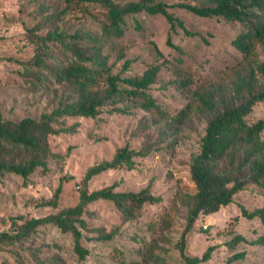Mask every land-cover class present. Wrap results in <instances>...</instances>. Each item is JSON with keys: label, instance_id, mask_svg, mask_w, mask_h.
I'll use <instances>...</instances> for the list:
<instances>
[{"label": "rangeland", "instance_id": "rangeland-1", "mask_svg": "<svg viewBox=\"0 0 264 264\" xmlns=\"http://www.w3.org/2000/svg\"><path fill=\"white\" fill-rule=\"evenodd\" d=\"M64 5V0H0V114L4 118L39 116L56 106L65 92L60 84L35 89L25 79L18 61L32 57L35 51L28 26L38 24L37 32L46 33L41 19ZM89 7L90 12L71 8L62 20L51 24L70 32L81 28L99 33L104 8L98 4ZM171 11L184 19L193 34L181 27L173 30L162 13L141 11L128 16L125 33L108 40L104 53L111 70L122 75H134L158 64L159 73L150 90L168 114H176L191 100L192 90L214 87L221 92L245 71L243 53L232 43L245 25L224 17L202 16L183 7H171ZM170 34L178 47L168 43ZM256 51L264 59V41L257 43ZM58 54L64 57L63 49L59 48ZM127 58L131 63L124 69ZM258 75L262 78L261 73ZM124 104H106L96 116L63 117L62 123L72 128L49 136L57 155L49 160L48 169H37L27 181L14 173L0 176V230L11 227L12 216L21 222L23 218L74 205L91 165L112 158L126 143L140 148L159 137L162 147L137 157L136 167L108 169L94 175L88 187L100 188L115 182L116 189L138 190L149 185L162 200L146 203L142 214L131 219H126L112 200L90 202L85 215L89 226L83 240L89 249L85 258L74 250L70 231L49 223L40 226L32 242L26 243L27 248L0 246V264H19V257L24 264H121L122 257L142 260L143 264L185 262L181 238L188 221L191 194L197 189L191 162L201 148L210 114L195 111L177 134L165 136L164 119L133 103L128 111L114 107ZM261 117L264 118V100L256 102L247 120L253 122ZM60 183L59 202L45 203ZM243 205L250 210L264 206V186L247 183L235 193L231 203L212 213H200L186 234L185 252L202 255L210 245H215L211 257L198 264H227L228 257L237 251H244V257L232 264H264V243L259 241L264 222L258 215H245ZM236 234L246 239L231 246L229 242Z\"/></svg>", "mask_w": 264, "mask_h": 264}, {"label": "trees", "instance_id": "trees-1", "mask_svg": "<svg viewBox=\"0 0 264 264\" xmlns=\"http://www.w3.org/2000/svg\"><path fill=\"white\" fill-rule=\"evenodd\" d=\"M64 1L62 8L52 9L41 19V26L47 27L46 33L37 32L38 24L28 26L29 38L36 44L35 51L32 57L18 61L22 64L25 79L35 89L60 84L65 92L56 106L41 112L39 116L7 119L0 114V176L14 173L27 181L37 169H48L49 160L57 155L49 136L71 130L72 127L62 123V118L66 116H96L104 105H116L117 102L125 103V106H114L115 109L128 111L133 103L164 119L163 133L170 136L177 134L195 111L208 112L210 115L201 148L191 162V174L197 189L191 194L188 221L181 238V253L185 260L183 264H198L209 259L215 245H210L202 255L185 252L186 234L199 214L218 211L223 205L231 203L235 193L247 183L264 186V118L253 122L247 120L256 102L264 100V59L259 58L256 51L257 43L264 41V0H206L203 3L185 0ZM91 4L104 8V18L100 21L101 32L81 28L70 32L51 24L54 20H62L71 8L79 7L83 12H90ZM175 6L202 16L243 22L245 29L232 39V43L243 53L245 71L221 92L214 87L192 90L191 100L176 114H168L150 90L159 73V65L151 64L134 75H122L111 70L104 47L108 40L125 33L128 16L141 11L162 13L173 30L181 27L187 34H193L184 19L171 11V7ZM168 43L178 47L173 43L171 34ZM59 48L63 49L64 57L58 54ZM130 63V58H127L123 68L127 69ZM162 142L159 137L155 141L143 143L140 148L128 143L120 146L112 158L98 161L87 169L77 203L45 215L23 218L21 222L12 216L11 227L0 230V246L19 245L27 248L26 243L32 242L40 226L52 223L73 234L74 250L80 258H85L89 252L83 241L85 231L89 229L85 215L90 202L112 200L123 216L131 219L142 214L146 203L162 200V196L153 192L149 185L138 190H120L116 189L114 182L90 189L88 181L111 168L136 167L137 157L157 151L162 147ZM61 190L60 183L54 196L45 203L56 205ZM242 209L245 215H258L264 222V206L250 210L243 205ZM245 239L244 235L236 234L229 244L235 246ZM259 241L264 243V233ZM244 254V251L231 254L227 264L243 258ZM17 261L24 264L22 257L17 258ZM120 261L121 264H143L142 260H127L125 257Z\"/></svg>", "mask_w": 264, "mask_h": 264}]
</instances>
